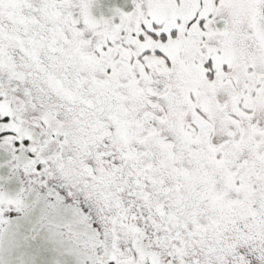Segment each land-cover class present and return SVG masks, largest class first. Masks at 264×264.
Here are the masks:
<instances>
[{
  "label": "snow or ice",
  "instance_id": "6c2138e0",
  "mask_svg": "<svg viewBox=\"0 0 264 264\" xmlns=\"http://www.w3.org/2000/svg\"><path fill=\"white\" fill-rule=\"evenodd\" d=\"M0 264H264V0H0Z\"/></svg>",
  "mask_w": 264,
  "mask_h": 264
}]
</instances>
